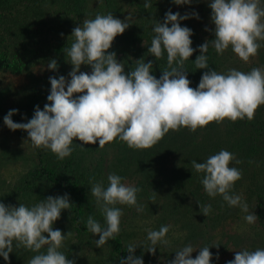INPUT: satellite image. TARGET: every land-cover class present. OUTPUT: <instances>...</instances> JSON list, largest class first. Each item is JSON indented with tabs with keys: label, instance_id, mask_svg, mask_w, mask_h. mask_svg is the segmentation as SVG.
Returning a JSON list of instances; mask_svg holds the SVG:
<instances>
[{
	"label": "trees",
	"instance_id": "16d2710c",
	"mask_svg": "<svg viewBox=\"0 0 264 264\" xmlns=\"http://www.w3.org/2000/svg\"><path fill=\"white\" fill-rule=\"evenodd\" d=\"M55 1L0 0V70L27 73L37 62L63 61L75 41L87 40L93 72L75 83L76 113L57 146L56 130L44 122L0 114V127L27 135L34 155L0 195V219L19 196H42L74 240L43 260H26L10 244L0 264H66L83 247L92 264H166L124 229L119 209L139 196L159 210L155 229L192 226L194 218L240 220L253 206L252 218L264 225V85L224 69L226 42L246 15L227 13L239 0ZM258 95L262 102L253 103ZM105 145L110 165L122 166L115 183L134 182L121 198L102 199L76 154ZM98 181L114 192L112 181L110 188Z\"/></svg>",
	"mask_w": 264,
	"mask_h": 264
},
{
	"label": "rangeland",
	"instance_id": "374dc122",
	"mask_svg": "<svg viewBox=\"0 0 264 264\" xmlns=\"http://www.w3.org/2000/svg\"><path fill=\"white\" fill-rule=\"evenodd\" d=\"M240 1L242 0H239L232 12L227 11L230 17L236 9H240L241 13L246 11V15L235 22L234 32L226 42L231 49L225 53L227 59L224 69L228 73L238 72L246 80L260 83L263 87L264 6L244 8L245 3ZM61 5L62 1L56 0L53 6ZM83 43L75 41L71 52L63 61L37 62L27 73L0 70V114L13 118L19 116L22 122H44L49 128L56 130L58 137L54 145L57 146L59 138L63 136L61 133L67 128L71 116L76 113L71 111L76 99L75 83L89 78L93 72L89 65L90 57L85 55L87 40ZM113 67L116 68V65ZM56 71L57 75L54 76ZM34 98H39V102L38 99L32 102L31 99ZM255 102L261 103L262 97H254L253 103ZM79 109L84 110L81 103L77 111ZM70 141V148L77 151L80 141L73 136ZM97 148L90 153L76 154L81 158L80 163L84 164L82 167L87 174L93 172L87 176L97 179L92 185L96 186L94 191L99 192L102 199L121 198V191H126V186L134 183L133 179L120 180L117 185L112 173H117L116 169L122 166L110 165V145L102 146L101 150ZM100 156L106 159L99 160ZM33 158L27 135L0 127V195L22 172L31 167ZM131 177L137 178V173ZM98 180H102L106 188H110L108 182L112 181L114 192L111 188L104 190L97 186L100 184ZM126 196H123L124 200ZM234 196L236 195L233 194ZM144 198L146 196L137 197L124 210L120 208L118 213L124 229L130 233L129 239L136 246L140 244L141 249L156 261L166 264H264V225L256 223L251 216L255 206L250 209L251 217L243 215L240 220H231L228 216L222 222L209 221L208 224L202 218H194L192 226L184 223L167 230L168 225L166 228L155 229L154 216L159 214V210L152 205L148 208ZM106 202L110 201L107 199ZM237 211L242 212L236 208L235 212ZM262 222L264 223V217ZM8 223L12 225L11 228H8ZM72 240L74 239L63 229L59 218L45 206L42 196L36 199L19 196L0 219V258L3 251L12 244L24 259L43 260ZM92 262L90 253L83 247L70 251L66 264Z\"/></svg>",
	"mask_w": 264,
	"mask_h": 264
}]
</instances>
